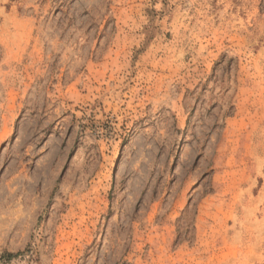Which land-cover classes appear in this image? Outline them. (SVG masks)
<instances>
[{
    "label": "rangeland",
    "instance_id": "374dc122",
    "mask_svg": "<svg viewBox=\"0 0 264 264\" xmlns=\"http://www.w3.org/2000/svg\"><path fill=\"white\" fill-rule=\"evenodd\" d=\"M0 264H264V0H0Z\"/></svg>",
    "mask_w": 264,
    "mask_h": 264
}]
</instances>
